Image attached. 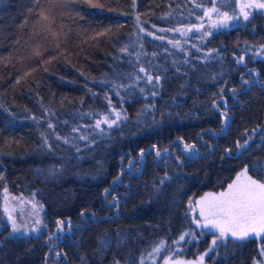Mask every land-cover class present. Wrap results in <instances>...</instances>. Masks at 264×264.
<instances>
[{
  "label": "trees",
  "instance_id": "obj_1",
  "mask_svg": "<svg viewBox=\"0 0 264 264\" xmlns=\"http://www.w3.org/2000/svg\"><path fill=\"white\" fill-rule=\"evenodd\" d=\"M92 3L100 7L0 0V264H162L175 251L193 259L213 236L200 233L189 203L227 189L245 167L264 182V12L216 28L205 10L236 15L238 0ZM40 12L64 26L59 50L40 31L49 23ZM177 26H201L199 42L174 44ZM113 110L117 125L95 128ZM6 188L43 204L40 232H12ZM262 249L264 235L228 238L207 262L256 264Z\"/></svg>",
  "mask_w": 264,
  "mask_h": 264
},
{
  "label": "snow or ice",
  "instance_id": "obj_2",
  "mask_svg": "<svg viewBox=\"0 0 264 264\" xmlns=\"http://www.w3.org/2000/svg\"><path fill=\"white\" fill-rule=\"evenodd\" d=\"M59 3L67 5L68 3H78L80 0H58ZM85 2L89 3L92 7H100L98 4H93L92 0H85ZM34 3L36 5L39 4V0H34ZM197 7H200V5H197ZM254 7L264 9V3H256ZM32 9H29V12H31ZM210 12H218L215 5L210 10L205 11V15H209ZM40 17L43 21H49L48 24H41L40 31L45 33V39H47V36L50 35L53 37L55 42V48L56 50L60 49V41L56 38L61 35L63 32V25H60L61 31L58 32L55 29H53L52 25L55 23L54 19L49 18V16L45 15L43 12H40ZM220 20L217 23L213 24V27L216 28H225L229 26V21L233 19V17H230L226 12L220 14ZM244 18L248 19V14H244ZM139 19V18H137ZM36 23H39L37 21ZM24 24H27V20H25ZM24 24H21L20 27L23 28ZM143 30V29H141ZM110 31V29L106 30ZM161 31H166L165 29H161ZM199 31V29H197ZM149 35H152V33H148ZM211 33H205V35H210ZM65 40L68 39V34L63 33ZM102 35V33H101ZM162 39V37H158ZM203 39V37H201ZM20 41L19 39L16 40V43L18 44ZM264 47V45H262ZM121 51H126L125 49H121ZM32 55L34 57H41L43 55V52L40 49V46L37 45L33 51ZM60 55H63V52L60 51ZM59 56H54L53 59H58ZM243 57H240L237 60V63H240L243 61ZM44 63H50V61H43ZM47 71V68L44 69ZM140 71H145L143 68L140 69ZM27 75V74H26ZM157 81L159 80V77L156 78ZM148 80L151 81L152 77L149 76ZM257 81H249V80H243L244 85H250L252 83H256ZM17 83H19V80H17ZM223 91V89H221ZM232 92L235 93L236 89H232ZM153 95H156V93H153ZM215 104V102H214ZM221 115L225 116L227 119V113L222 112ZM122 114L120 112H116L115 119H109L108 117H104L103 120H97L95 123V128L100 129L101 124H106L109 128L113 127L114 125H117V122L121 120ZM126 119V117H124ZM49 127H52L51 124H49ZM223 130V129H222ZM77 131V129H73V132ZM81 140L88 139L87 136L81 135L79 137ZM57 139H60V137H57ZM65 143H68L67 138H63ZM248 139H251L249 137ZM248 145V140L246 139L243 144H241L239 141H237V148L243 149ZM156 146L153 145V148ZM79 149L77 148V152ZM165 153L168 151L167 149L163 150ZM183 151L187 154H198L196 145L195 144H184ZM10 155V153H9ZM141 157L144 155V150L142 149L140 152ZM156 156L162 158V154L160 150L156 151ZM188 158H191L190 156ZM133 162L129 161V167L131 168ZM258 173H264V166H257ZM248 168L245 167L244 171L241 173L246 179V183L243 185H236V184H230L228 186V192L227 193H220L219 196H213L212 199H208V196H211V194H206L204 198L198 203L201 204V211L200 215L204 217V224L203 227L207 228L211 226L213 229H216L219 232V236L213 240V245L216 244L217 239H223L228 237L229 235L232 237H235L236 239L243 240L247 237H249L250 233H255L256 235H259L261 232H264V182H261L260 180L252 179L251 176L247 175ZM119 180V177L116 178ZM237 179L239 180L240 177L238 176ZM262 179H264V176H262ZM163 183V181H161ZM105 193H108V189L104 190ZM115 197H113V201H115ZM191 203V202H190ZM7 211V209H5ZM83 216L84 214L81 213ZM9 220L12 221V232L13 233H19L21 232V225H18L16 221L9 216ZM40 221L37 220L36 224H39ZM58 225L63 226L65 223L64 221H58ZM197 225L200 226V221H197ZM258 225V227L256 226ZM33 231H37V229H33ZM181 240L184 239V236L180 237ZM154 252H159L160 248H154ZM261 254L264 255V249L261 250ZM57 256L60 255V253H56ZM201 261L203 260V257L200 258ZM118 264V262H116ZM259 264V262H257Z\"/></svg>",
  "mask_w": 264,
  "mask_h": 264
},
{
  "label": "rangeland",
  "instance_id": "obj_3",
  "mask_svg": "<svg viewBox=\"0 0 264 264\" xmlns=\"http://www.w3.org/2000/svg\"><path fill=\"white\" fill-rule=\"evenodd\" d=\"M256 3H264V0H238V5H239L238 13L236 15H230L227 13L230 17H233V19L229 21V26L225 28H229L233 23L237 22L239 19H243L245 21L250 19L253 16V14L257 11L264 12V9L254 7ZM210 9L211 8H207L206 10H210ZM218 13L222 14L224 12H220L219 10L218 12H210L209 15H206L208 21L212 22V24L217 23L221 18L220 15H218ZM245 13L248 14V19L244 18ZM201 28H202L201 26H197V29H199V31L197 32V29H194L193 27L177 26L173 29H170V31L168 32L169 35H167V32H164V34L169 37L172 35L176 36L177 39H174L176 40L174 44H179V45L187 44L189 42H192V40H196V42L198 43L199 42L198 40L202 34ZM205 33L207 32L205 31L203 34ZM194 34H196V36ZM197 43L193 42L191 48L198 47ZM116 112H117L116 110H113L114 115L116 114ZM243 171H241L238 174L240 179L238 180L237 179L238 176H237L236 179L231 184L243 185L247 182L245 177L241 175ZM247 175L250 176L248 172ZM252 179L254 178L252 177ZM222 192L227 193L228 188L221 192H207L203 196L192 200L191 203H189L188 205L189 213L191 215L194 224L199 229L202 235L205 236L206 234H212L213 236L212 242L214 239H216L219 236V232L216 229H213L211 226L207 228L203 227L204 217L200 215L201 204L198 202H200L202 198L206 196V194H211V196H208V199H212L213 196L218 197L219 194ZM3 208L4 210L7 209V211L5 212L7 215V219L11 225H12V221L9 220L8 218L9 216H11L18 225H21V232L19 233L21 235H27V234L35 235L38 232H40L42 228H44L43 213L45 208L43 204L39 202V200H36L34 198L23 197V196H14L6 188L3 192ZM37 220L40 221L39 224H36ZM197 221H200V226L197 225ZM256 226L258 227V225ZM33 229H37V231H33ZM263 235L264 232H261L259 235H256L255 233H250L249 237L247 238L255 237L257 239H260ZM228 238L236 239L235 237H232L230 235L223 239H217L216 244L213 245L212 243L211 249L209 251L204 252L193 259L187 258L186 256L179 254L181 253V251H175V253L172 256L168 257V259H166L162 264H209L207 262V257L211 254L212 250L217 246V244L220 241L221 242L225 241ZM201 257H203L202 261L200 259ZM258 262L259 264L264 263V255L261 254L260 260Z\"/></svg>",
  "mask_w": 264,
  "mask_h": 264
},
{
  "label": "water",
  "instance_id": "obj_4",
  "mask_svg": "<svg viewBox=\"0 0 264 264\" xmlns=\"http://www.w3.org/2000/svg\"><path fill=\"white\" fill-rule=\"evenodd\" d=\"M148 152V150H146Z\"/></svg>",
  "mask_w": 264,
  "mask_h": 264
}]
</instances>
